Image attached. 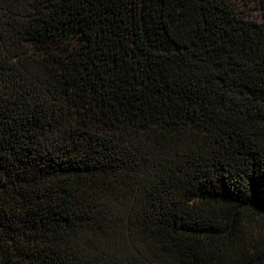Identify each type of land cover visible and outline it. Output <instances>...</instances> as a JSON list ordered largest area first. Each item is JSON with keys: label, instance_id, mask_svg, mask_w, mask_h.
<instances>
[{"label": "trees", "instance_id": "16d2710c", "mask_svg": "<svg viewBox=\"0 0 264 264\" xmlns=\"http://www.w3.org/2000/svg\"><path fill=\"white\" fill-rule=\"evenodd\" d=\"M261 11L0 0V264H264Z\"/></svg>", "mask_w": 264, "mask_h": 264}, {"label": "rangeland", "instance_id": "374dc122", "mask_svg": "<svg viewBox=\"0 0 264 264\" xmlns=\"http://www.w3.org/2000/svg\"><path fill=\"white\" fill-rule=\"evenodd\" d=\"M243 17L251 21L261 20V0H224Z\"/></svg>", "mask_w": 264, "mask_h": 264}]
</instances>
